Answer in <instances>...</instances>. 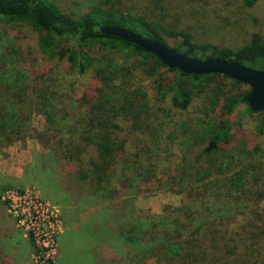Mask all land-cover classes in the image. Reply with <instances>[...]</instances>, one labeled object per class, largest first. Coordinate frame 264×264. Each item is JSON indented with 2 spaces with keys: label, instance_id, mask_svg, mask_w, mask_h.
<instances>
[{
  "label": "trees",
  "instance_id": "1",
  "mask_svg": "<svg viewBox=\"0 0 264 264\" xmlns=\"http://www.w3.org/2000/svg\"><path fill=\"white\" fill-rule=\"evenodd\" d=\"M0 21L31 28L43 55L64 60L69 70L79 75L90 72L89 82L71 103L70 98L51 89L43 75L26 76L18 49L8 50L6 56L0 54V154L15 142L35 139L52 151V162L61 174L85 184L93 198H104L100 199L103 204L107 201L111 207L118 191L111 185V176L122 154L136 159V163L127 160V165L137 166L136 177L146 186L162 181L151 159L153 150L159 148L161 124L154 123L155 109L147 94L140 87L133 88L127 77L140 74L152 78L156 100L161 103L169 97L171 105L182 111L203 94L206 105L202 108L210 112L218 106V117L203 120L201 126H179V144L185 151L183 166L176 177L168 179L173 182L170 187H178V192L190 199L188 207L180 208L187 223L177 218L172 229L155 224L144 230L132 221L119 238L128 245L142 244L141 253L156 247L161 251L158 264H264V213L260 206L264 201V164L252 160L258 148L249 149L232 132V114L240 104L246 105L249 89L225 92L222 80H230L232 86L244 84L220 74L195 76L168 70L154 55L101 34L99 27L125 29L202 60L217 58L249 67L264 62V56L250 62L242 56L249 46L232 50L197 44L187 32L168 30L159 21L130 13L121 0H99L79 16L63 12L57 0H0ZM254 38L264 50L261 38ZM153 67L157 71L165 68L173 77L157 78L150 70ZM71 107L81 113L77 130L69 125L75 116ZM246 111L252 113L248 107ZM209 112L204 111V116L208 118ZM33 113L43 116V132L31 128ZM256 129L264 135L263 123ZM166 138L173 142V131ZM122 202L130 205L128 199ZM131 216L129 213L127 219ZM238 218L244 221L228 233L224 224ZM154 233L161 235L158 238ZM149 234L153 236L145 239ZM198 237L207 239L209 248H204Z\"/></svg>",
  "mask_w": 264,
  "mask_h": 264
},
{
  "label": "rangeland",
  "instance_id": "2",
  "mask_svg": "<svg viewBox=\"0 0 264 264\" xmlns=\"http://www.w3.org/2000/svg\"><path fill=\"white\" fill-rule=\"evenodd\" d=\"M97 1L99 0H57L63 12L74 16L84 14ZM121 5L130 13L143 15L149 21L161 22L168 30L191 34L197 44L227 47L232 50L249 46L242 56L250 62L264 56L262 44L254 38L258 35L264 42V0H121ZM10 49L19 50L22 56L20 63L22 62L26 76L30 78L43 75L51 89L70 98L71 103L81 95L89 82L90 72L79 75L70 71L64 60L49 59L43 55L37 47L36 34L31 28L0 21V54L6 56ZM114 62L123 63L119 59ZM247 66L261 70L264 69V62ZM150 70L156 73L154 76L157 78L168 80L173 77L165 68L157 71L153 67ZM127 79L133 88L140 87L147 94L149 103L155 109L154 123L161 124L159 148L154 149L151 155L157 178L162 180L158 185L146 186L142 183L136 177L137 166L127 165V160L136 163V159L129 156V153H124L111 176V185L118 191L113 195V204L110 207L107 201L103 204L101 200L104 198H93L85 184L77 183L71 176L61 174L60 167L52 162V151L35 139L15 142L4 148L0 154V172H15L21 176L16 182L7 180L0 173V211L6 216L0 217V225L8 222V218L14 222L20 235L28 240L16 218L9 214L3 198L10 190L36 192L43 202L54 206L58 213L53 264H158V256L161 254L159 249L154 247L147 253H141L138 250L143 245H128L129 243L119 238L120 232H125L128 228L126 225L132 221L133 224L143 226L144 230L155 224H163L172 229L177 218L180 223L188 221L182 216L180 208L188 207L190 199L186 193L178 192V187H170L169 184L173 182L168 180L169 177H176L177 169L179 172L183 166L181 163L185 151L179 144V126H201L203 120H215L220 111L219 107L210 112L202 108L206 103L205 96L201 94L195 96L190 106L182 111L171 105L169 97L161 103L156 100L152 78L138 74L135 78L129 76ZM127 83L129 86V82ZM222 84L225 85V92L248 90L245 85L232 86L231 81L227 79L222 80ZM207 106L210 107L208 104ZM246 108L247 105L240 104L233 112L235 125L232 132L236 134V140H244L249 149L258 148L252 154V160L264 164V135L256 129L259 123L264 124V111L248 113ZM70 110L75 116L69 125L77 130V120L81 113L75 108ZM204 111L210 113L208 118L204 116ZM65 124L67 125V122ZM30 126L38 132H43L46 128L43 116L33 113ZM63 131L64 129L62 133ZM171 131L175 136L173 142L166 140ZM205 161L204 158L202 162ZM185 173L189 175V170H185ZM188 180L183 182L182 186H186ZM125 193L127 195L121 196ZM122 198L128 199L130 205L123 204ZM260 206L264 213V201ZM129 213H132L133 217L127 219ZM243 221L242 218L234 219L226 222L224 226L231 234ZM73 224L76 228L68 234V238L74 237L71 242H67L64 235ZM195 224H198V221H195ZM160 235L154 233L155 237L159 238ZM152 236L146 235L145 239ZM198 240L204 248H209L207 239L198 237ZM28 241L31 245L30 263L35 264V248L31 241Z\"/></svg>",
  "mask_w": 264,
  "mask_h": 264
},
{
  "label": "water",
  "instance_id": "3",
  "mask_svg": "<svg viewBox=\"0 0 264 264\" xmlns=\"http://www.w3.org/2000/svg\"><path fill=\"white\" fill-rule=\"evenodd\" d=\"M103 35L119 38L154 55L168 70H178L186 75L220 74L248 87L246 105L253 113L264 111V69L257 70L222 59H198L172 50L159 41L117 27L100 26Z\"/></svg>",
  "mask_w": 264,
  "mask_h": 264
},
{
  "label": "built area",
  "instance_id": "4",
  "mask_svg": "<svg viewBox=\"0 0 264 264\" xmlns=\"http://www.w3.org/2000/svg\"><path fill=\"white\" fill-rule=\"evenodd\" d=\"M25 237L35 248V264H53L56 253L57 209L43 202L32 190H10L3 198Z\"/></svg>",
  "mask_w": 264,
  "mask_h": 264
},
{
  "label": "crops",
  "instance_id": "5",
  "mask_svg": "<svg viewBox=\"0 0 264 264\" xmlns=\"http://www.w3.org/2000/svg\"><path fill=\"white\" fill-rule=\"evenodd\" d=\"M0 173L7 180L18 181L19 178L21 177L19 176L18 173L15 172L13 173L10 172V174L7 172H0ZM0 217H6V216L0 211ZM6 220L8 222L3 224V226L0 225V264H31L30 242L28 240H25L20 235V232L17 230L16 226L14 225V222L10 221L8 218H6ZM72 226L70 229L66 230L68 232L64 235L65 238H67V242H71L72 238L74 237V236H70L68 238V234L74 232V229L76 228L75 224H73ZM68 227H70V225Z\"/></svg>",
  "mask_w": 264,
  "mask_h": 264
}]
</instances>
